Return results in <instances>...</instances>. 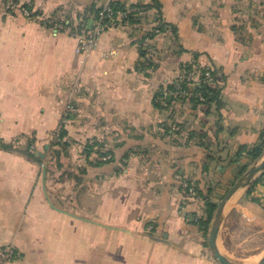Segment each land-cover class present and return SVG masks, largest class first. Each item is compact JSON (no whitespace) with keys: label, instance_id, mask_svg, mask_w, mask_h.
<instances>
[{"label":"crops","instance_id":"obj_1","mask_svg":"<svg viewBox=\"0 0 264 264\" xmlns=\"http://www.w3.org/2000/svg\"><path fill=\"white\" fill-rule=\"evenodd\" d=\"M110 1L0 0V243L15 244L12 264H222L186 218L202 213V202L185 200L181 186L192 177L217 195L240 177V146L264 129V0H161L186 50L161 35L158 67L146 71L135 41L150 24L111 26L96 49L79 52L68 24ZM195 53L227 76L220 117L216 108L155 107L156 91ZM173 120L186 129L165 133ZM61 124L73 143L48 171ZM190 128L206 130L209 147L187 140ZM91 138L105 141L114 160L88 164ZM29 140L41 161L28 154ZM249 188L227 203L218 245L253 264L264 253V183Z\"/></svg>","mask_w":264,"mask_h":264},{"label":"trees","instance_id":"obj_2","mask_svg":"<svg viewBox=\"0 0 264 264\" xmlns=\"http://www.w3.org/2000/svg\"><path fill=\"white\" fill-rule=\"evenodd\" d=\"M106 5L111 9L110 12H105L107 29L111 27L112 24L115 26L122 22L130 25L134 30H141L144 25L150 24L135 41L138 44L142 58L140 63L141 69L146 71L150 68L155 69L158 67V61L162 55L158 54L159 49L157 43L161 35L171 34L172 40L178 43L179 52H184L186 50L180 43L177 25L164 19L163 3L161 0H152L150 3L139 1L131 4H128L126 0H111L106 4L94 3L83 14L82 22L68 24L71 27V31L75 35L79 34L83 28L88 27L90 20H96L100 16V13L104 10ZM233 29L236 33L251 37L250 34L245 31L244 25H234ZM198 55L199 53H195L194 60L182 64L178 76L156 91L154 96L155 107L161 111H170L172 113H174L175 109H171V107L176 103H179L181 106L189 105L193 111L203 107H207V111H210L211 108H216L219 112V117L221 116L220 110L224 104L222 94L227 76L221 67L200 63L198 61ZM192 72L194 74L190 76ZM207 72L211 73L210 78L206 76ZM162 126L165 129V133L179 134L182 130L186 129V124L184 122L176 120L172 121V125L163 124ZM187 140H194L205 147H209L210 145L209 134L203 128H190ZM72 143L73 141H70L67 129L65 125H63L59 131V137L50 143L48 171H51V164L56 163L60 165L61 158L68 153ZM31 144L32 142L29 140L28 146H31ZM84 153L87 154L88 164H102L114 160L112 149L107 147L105 141L98 138L92 143L87 141V144L84 145ZM28 154L35 160H42L40 153L37 151L29 152ZM92 154H96L99 158L96 159V161H91L90 156ZM263 156L264 129L260 133L259 140L255 144H243L235 154L233 161H240L243 158L247 159L245 163L240 164L238 177L246 172L252 165L260 161ZM83 171H86V168H83ZM184 182L194 184L196 195L200 197V202H202L203 211L202 213L187 211L186 218L188 222L197 225L203 232L205 244L209 246L208 235L218 208V203L215 201L214 188L212 186L203 188L197 180L186 176L182 181V190L184 189ZM260 183H264V171L250 186L248 194H251Z\"/></svg>","mask_w":264,"mask_h":264},{"label":"built area","instance_id":"obj_3","mask_svg":"<svg viewBox=\"0 0 264 264\" xmlns=\"http://www.w3.org/2000/svg\"><path fill=\"white\" fill-rule=\"evenodd\" d=\"M9 8H12L13 5L11 3L8 4ZM25 15L29 17H33L34 15L31 11L25 7L22 8ZM110 12L111 9L108 5L105 6L104 10L100 13V16L96 20H92L91 28H89V24L87 28H83L79 34L76 36L79 38V52H89L94 50L98 47L99 39L103 32L107 29V23L105 20V12ZM114 24H112L113 26ZM194 73L192 72L190 76ZM189 76V77H190ZM207 77H211V73H206ZM63 122H65L63 120ZM63 124L59 126V128L53 133L54 139L59 136V131L62 128ZM92 143V142H91ZM31 151H35V145L31 146ZM184 197L185 199H200L199 196L196 195L195 186L193 183L188 184L187 182L184 183ZM17 254V249L14 243H0V264H12L15 260Z\"/></svg>","mask_w":264,"mask_h":264},{"label":"water","instance_id":"obj_4","mask_svg":"<svg viewBox=\"0 0 264 264\" xmlns=\"http://www.w3.org/2000/svg\"><path fill=\"white\" fill-rule=\"evenodd\" d=\"M92 22H93L92 20L89 22V28H91ZM47 147H49V144L47 145ZM43 167H44V176L46 177V173H47L46 163L43 164ZM263 171H264V159L262 161L261 160L258 161L257 163L252 165L246 172H244L235 181V183L231 186V188L226 192V194L224 195V197L222 198L221 202L218 205L210 229L209 246L213 254L222 264H246L240 259L232 258L220 250L218 245V235L224 220L225 207L227 203L239 190L246 187H250L257 180V178L263 173ZM253 264H264V253L258 259V261H256Z\"/></svg>","mask_w":264,"mask_h":264},{"label":"rangeland","instance_id":"obj_5","mask_svg":"<svg viewBox=\"0 0 264 264\" xmlns=\"http://www.w3.org/2000/svg\"><path fill=\"white\" fill-rule=\"evenodd\" d=\"M55 137V136H54ZM54 137H53V134L51 135V139H50V143L51 142H53V141H55L56 139H54ZM70 138V137H69ZM70 141H72V139H70ZM89 141V143H91V142H94L95 141V138H91V139H89L88 140ZM87 144V142L85 143V145ZM32 145H35L34 143L32 144ZM35 151H36V146H35ZM32 152V151H31ZM85 154V156L87 155L86 153H84ZM87 157V156H86ZM231 181H232V183H231ZM234 181L233 180H230V182H229V184H227V186L226 187H224V189L222 190V191H220L217 195H215V193H214V196H215V201L218 203V205H219V203L221 202V200H222V198L224 197V195L226 194V192L231 188V186L235 183H233ZM185 183V182H184ZM213 188H214V190H215V186L213 185L212 186ZM183 191H184V189H183ZM263 204H264V200H263ZM212 225V224H211ZM209 234H210V232H209ZM208 239H209V235H208ZM259 241H260V243H261V245H263L264 244V233H261V235H260V237H259Z\"/></svg>","mask_w":264,"mask_h":264}]
</instances>
